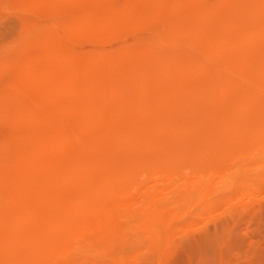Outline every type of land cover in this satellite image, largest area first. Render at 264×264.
<instances>
[{
    "label": "rangeland",
    "instance_id": "rangeland-1",
    "mask_svg": "<svg viewBox=\"0 0 264 264\" xmlns=\"http://www.w3.org/2000/svg\"><path fill=\"white\" fill-rule=\"evenodd\" d=\"M207 234L264 264V0H0V264H200Z\"/></svg>",
    "mask_w": 264,
    "mask_h": 264
},
{
    "label": "bare ground",
    "instance_id": "bare-ground-1",
    "mask_svg": "<svg viewBox=\"0 0 264 264\" xmlns=\"http://www.w3.org/2000/svg\"><path fill=\"white\" fill-rule=\"evenodd\" d=\"M139 1V0H138ZM134 3H137V2H134ZM139 4H141V3H139ZM136 6V5H135ZM94 7V6H93ZM101 7H102V5H101ZM100 7V8H101ZM90 10V9H89ZM102 10V9H101ZM96 11V10H95ZM98 11V10H97ZM96 11V12H97ZM104 11V10H103ZM99 12V11H98ZM101 13V12H100ZM102 14H103V12H102ZM105 14V13H104ZM100 15V14H99ZM104 16V15H103ZM103 16H102V18L101 19H103ZM124 16V15H123ZM105 17V16H104ZM125 17V16H124ZM139 17V16H138ZM111 18V17H110ZM100 19V20H101ZM106 19V18H105ZM86 20V19H85ZM114 20V19H113ZM129 20V19H128ZM105 20H103V22H104ZM108 21V20H107ZM83 22H84V20H81V23H82V25H83ZM98 22V21H97ZM100 22V21H99ZM110 22V21H109ZM108 22V23H109ZM79 23V22H78ZM95 23H96V20H95ZM108 23H106V25L108 24ZM98 24V23H97ZM102 24H104V23H102V20H101V25ZM105 25V24H104ZM95 26V25H94ZM103 26V25H102ZM98 27H99V24H98ZM92 28V27H91ZM103 28V27H102ZM89 31V30H88ZM89 33V32H88ZM61 175V174H60ZM61 178V177H60ZM59 178V179H60ZM63 178V177H62ZM62 181H63V179H62ZM120 202V201H119ZM112 203V202H111ZM110 204V203H109ZM113 204V203H112ZM111 204V205H112ZM72 205V204H71ZM75 206L77 207V205L75 204ZM70 207H72V206H70ZM75 208V207H74ZM78 208V207H77ZM71 211H72V209H70ZM76 211V210H75ZM74 212V211H73ZM69 213V212H68ZM76 213V212H75ZM78 213V212H77ZM71 213H69V214H67L66 215V217L68 216V215H70ZM73 214V213H72ZM75 215H77V214H75ZM79 215V214H78ZM63 218H65V215L64 216H62ZM62 217L60 216V219H62ZM68 217H70V216H68ZM67 217V220L69 219ZM71 217H73V215H71ZM80 217H81V214H80ZM60 219H59V217H58V219H56V218H54V220H55V222L56 223H58L59 224V221H60ZM75 219H77V218H75ZM81 219V218H80ZM63 220V219H62ZM60 221V223H61V225L63 226H65L66 224H63V223H67L68 221H65V222H63V221ZM66 220V219H65ZM71 220V219H70ZM78 221H79V218L77 219ZM77 220H76V222H77ZM82 220V219H81ZM58 221V222H57ZM73 222L72 223H74L75 221L74 220H72ZM54 221H53V223H55ZM71 222V221H70ZM55 223V224H56ZM71 223V224H72ZM54 224V225H55ZM58 224H56V226H54L55 228H53L55 231H57V232H61V234H63V235H71V230L70 229H68V228H65L64 226L62 227V228H60L61 226L59 225V228H58ZM68 224V223H67ZM77 224V225H76ZM74 223V225H76V227H79V225H78V223ZM70 225V224H69ZM73 225V226H74ZM67 226V225H66ZM72 226V227H73ZM94 226H99V223H96V224H94ZM70 227V226H69ZM101 227V226H100ZM74 228V227H73ZM75 231H76V229H74ZM223 234V233H222ZM221 234V235H222ZM227 234V233H226ZM219 235V234H218ZM218 235H213V234H211V235H208L207 234V236L201 241V243H200V250L199 251H197V252H199V253H201L202 252V254H201V258H200V264H210V263H212L213 261H214V257H213V255H215V253H216V251L217 250H221V245H222V241H223V237H221L220 235L218 236ZM230 239V238H229ZM231 240V239H230ZM232 242V241H231ZM225 243H226V241H225ZM194 244H196V243H194ZM228 244H229V241H228ZM226 245V244H225ZM234 245V244H233ZM191 246H192V244H191ZM195 246H197V245H194V247ZM186 247H188V246H186ZM193 247V246H192ZM198 247V246H197ZM226 247V246H225ZM234 247V246H233ZM193 250L195 251V249L193 248ZM192 250V251H193ZM189 251H190V249H189ZM201 251V252H200ZM220 252V251H219ZM223 252V251H222ZM193 254V256H194V252H192ZM196 255V254H195ZM197 256V255H196ZM193 258V257H192ZM217 258V257H216ZM219 258V257H218ZM194 259V258H193ZM192 259V260H193ZM186 260V259H185ZM191 260V259H190ZM216 260V259H215ZM188 261V260H187ZM182 262V261H181ZM194 262V261H193ZM189 263V262H188Z\"/></svg>",
    "mask_w": 264,
    "mask_h": 264
}]
</instances>
